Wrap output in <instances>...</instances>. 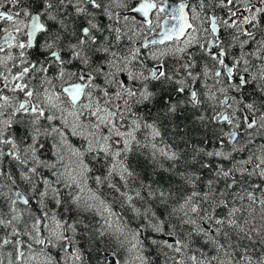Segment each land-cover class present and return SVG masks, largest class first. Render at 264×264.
<instances>
[{
    "label": "snow or ice",
    "instance_id": "6c2138e0",
    "mask_svg": "<svg viewBox=\"0 0 264 264\" xmlns=\"http://www.w3.org/2000/svg\"><path fill=\"white\" fill-rule=\"evenodd\" d=\"M35 2L0 0V8H4L5 4L12 6L11 9L0 11V25L11 26V30L0 26V53L5 54L0 57V68L4 69L0 71V157L10 156L22 165L20 179L29 185L24 190L9 188V215L6 218L0 213V228L8 229L4 236H0V250L12 245L15 250L14 264L81 262L83 257L80 250L71 247L73 240L66 234L69 229L75 233L76 225L67 224L57 218L55 213L50 215L48 211L49 202L57 207L62 205V188H66L76 190L69 195L77 209L94 212L103 221L96 229L97 239L112 237L129 255L125 261L115 258L109 260L108 264H148L140 238L144 226L136 230L129 229L110 204L100 199L95 192H91L88 199H84L81 194L87 188L86 174L90 171L83 160L85 154H93L97 159L101 155L111 157L113 161L103 179L96 177L97 184L118 176L127 187L129 179L136 175L127 163V156L133 151V145H139L137 133L141 129H148L151 140L155 141L161 137V131L155 122L145 121L141 124V118L136 116L127 123V117L133 114V105L154 103L158 96L163 99V96L149 87L155 83L160 86V93H163L165 86L172 85L173 91L187 94L186 99L175 103L171 98L164 101L162 112L165 117L176 114L184 105L198 108L207 103L213 108L215 114L211 121L221 125L217 133L221 150L207 152L208 157L232 161L234 152L250 151V155L246 159L234 161L227 169L217 167L215 177L218 179L207 180V190L201 192L197 188V182L201 180L199 175L177 170L181 154L169 150L167 146L160 148L152 143L153 158L159 153L172 161L171 169L165 171L173 172L192 191L177 198L170 187L166 189L156 181L153 182L157 184L156 187H153V183L141 182L140 188L131 194L122 191L116 183L110 182L109 187L119 194L136 216L142 215L147 221L146 227L155 233L175 238L178 236V226H189L187 241L175 238L159 242L162 248L171 251V256L168 252L164 255L172 264H264V252L254 257L250 254L254 249L242 243L247 240L253 245L257 242L264 244V224L257 227L253 223L257 204L260 217L264 220V187L261 184L252 185L261 191L259 199L254 192H247L246 197L241 194L232 196V206L226 199L238 183L237 174L249 178L256 176L264 182V143L258 148H249L256 137L264 139V33L261 30V19L264 18V6L261 5H264V0H259V5L254 4L253 0H189L188 3L181 0L178 5L169 4L168 0H134L132 3L129 0H107L109 5L133 14L123 16L105 7L104 0H40V7L33 10L31 6ZM82 5H90L107 15L112 23L106 27L110 33H115L116 44L125 36L131 41L132 37L139 38L145 31L152 30L150 13L153 11L158 18L160 14L166 13L164 18L169 24H157L161 28V32L156 33L159 39L145 37V43L130 47L127 54H121L112 50L113 45L108 36L101 40L96 35L103 29ZM69 6L75 7L77 16H92L87 19V26L70 30L67 20ZM216 8H227V16H217L214 11ZM137 14L143 19L138 20ZM121 24L128 28L131 35L124 31ZM222 30L227 33V37L221 35ZM209 35L211 39H207ZM157 45L165 47L159 48ZM193 47L203 50L215 62L213 67L209 69L205 65L202 73L192 71L196 63L189 54L188 62L170 74L166 58L179 60ZM33 48L39 49L43 55L42 60L32 61L28 58L26 51ZM12 49L19 50V63L15 62L17 57L11 54ZM142 49L145 51L142 52ZM230 49L237 51L231 52L232 61L229 63ZM9 61H13L12 67H8ZM148 61L153 63L150 65ZM74 62L80 65L76 71L69 68ZM105 65L108 71H105ZM53 68L54 74L50 72ZM181 69L186 72V76H180ZM101 75L105 87L96 83ZM201 75L204 78L202 84ZM118 76H126V79H118ZM208 80L214 82L209 85ZM129 81L133 86H129ZM197 84H201L203 92L194 87ZM249 85L256 93V98L252 100L244 94ZM6 90L13 95L5 94ZM21 94L22 99L19 98ZM240 113L243 115H238ZM24 117L28 118L26 128H31L25 138L30 135L31 143L25 147L22 159L16 138L7 135V131L12 128L14 118L22 122ZM198 119L203 122L205 117L201 115ZM42 121L48 124L44 132H41ZM56 121H59L58 125L54 123ZM51 134L60 137L61 146L56 147L57 162L64 161L62 148L65 146L78 161L76 167L68 164L64 165L63 171H53L55 180L44 178L38 171L41 167L50 170L57 168V163L48 164L37 155L38 137ZM69 135L80 138L86 146L82 150L73 147L68 143ZM226 141L232 145L231 151L223 150ZM5 147L9 151L5 152ZM193 152L199 155L203 149L198 151L193 145ZM120 157L124 159H118ZM195 158L193 156V160ZM248 166H251V170ZM202 167L207 168L209 165L205 163ZM0 178H6L12 186L17 185L11 172L0 171ZM220 179L225 181L224 190L214 187V183ZM38 183L43 185V190L38 189ZM3 187L0 184V196L5 195ZM142 192H146V196ZM217 193L220 196L218 200L215 199ZM37 194L39 199L36 203L40 214L31 211V204ZM137 199L158 200L164 206L167 218L161 219L152 211L151 206L142 213L134 203ZM173 199H177V204L171 206L169 211V201ZM237 199L241 201L239 206L235 204ZM245 199L250 202L247 208L243 205ZM18 203L29 208L27 219H24L23 212L17 210ZM206 204H212L211 211L204 207ZM219 208L226 212L218 216L216 209ZM245 211L248 218L238 216V213L243 214ZM173 217L178 224L169 226L168 221ZM89 227L84 225L85 229ZM166 228H169L167 232ZM193 236L202 237L205 245L212 246L215 254L208 255L199 249L196 250L199 256L191 253L189 241ZM151 242L158 243L155 239ZM52 249L64 253L63 261L52 255ZM102 255L107 258L109 254L105 252ZM111 255L115 257V253ZM97 259L100 260V255ZM9 264H13V261L10 260Z\"/></svg>",
    "mask_w": 264,
    "mask_h": 264
},
{
    "label": "trees",
    "instance_id": "16d2710c",
    "mask_svg": "<svg viewBox=\"0 0 264 264\" xmlns=\"http://www.w3.org/2000/svg\"><path fill=\"white\" fill-rule=\"evenodd\" d=\"M73 2H75V0H73ZM104 3H105V7H109L110 5L108 4L107 0H104ZM83 7H85L88 11V13H91L92 16L94 15L95 17V22L100 26L101 29H103L102 32H97L96 35L100 38L101 36V40L103 39L104 36H108L112 45H113V48L112 50L113 51H116V52H119L121 54H127V51L130 47H134V45L128 41V43H126V41H121L119 44L120 45H123L124 46V49H121L119 48V46H117L116 44V41H115V33H110L108 30H107V27L110 23H107L105 21V13L100 10V9H94L92 8L90 5H82ZM33 10L35 9H38L40 7V0H36V2L31 6ZM67 20L69 22V27H70V30L71 28L73 27H76L78 28V26H87V19H90L92 16H89V17H86V16H78L75 14V9H74V6H69L67 8ZM74 13V14H73ZM71 15V16H70ZM99 16V17H98ZM73 17V18H72ZM73 19V20H72ZM86 19V20H85ZM71 20V21H70ZM80 22V23H79ZM81 24V25H80ZM77 25V26H76ZM111 34V35H110ZM113 34V35H112ZM193 51H189L188 54H185L183 56V58L177 60V59H173L172 57H170V60L169 63L167 65V68L171 74V72L175 69H180V65L183 64V63H186L188 62V55L190 54L193 58V60L195 61L196 63V67L194 69H192V71L194 72H199V73H202L203 72V69L200 68V60L203 58V55L202 54H195V53H192ZM26 55L28 56V58L32 61H35L37 59H43V55L42 53L39 51L38 48H33V49H30L26 52ZM142 58V57H141ZM143 59V58H142ZM148 63L151 65V62L148 61ZM74 64L78 65V62H74ZM79 68V67H78ZM76 66H71L70 69L73 70V71H76L78 69ZM53 69H50V72L52 74H54V70L52 71ZM180 76H186V72L181 69L180 70ZM179 78V77H177ZM131 82V81H130ZM132 83V82H131ZM202 75H201V84H202ZM201 84H197L196 88H202ZM158 84H155V83H152V85H149L150 88H152L154 91H157L159 93L160 96H163V99H160L159 96L156 100V102L154 103H147V104H143V105H133V114H130L128 117H127V123H130L131 120L133 118H135V116H138L143 119L141 120L140 119V123L143 124L145 121L148 122V123H153L155 122L157 124V126L159 127L160 131H161V137H158L155 139V141L152 142V140L150 139L151 136H150V130H147V129H141L138 133H137V140H139V145H133V150L135 151H132L131 153L128 154L127 156V163L131 165L132 169L135 171L136 175L133 177V178H130L129 181H128V186L125 187L123 185V182H121L119 180V177L118 176H114L110 179V181H105L104 183L102 184H97L96 182V177H101L102 179L107 175L108 173V167L111 166V164L113 163L111 157H108V158H105L103 157V155H101V157L99 159L95 158L93 154H90L87 156L86 154L83 156V159L88 163V167L90 169L89 171V175H88V189L91 191L93 190L92 192H95L99 197L100 199L104 200V201H108L107 203L110 204L111 208H113L112 210L115 211L116 213L119 214V217L121 218V220L128 226L129 229H132V230H136L137 228H141V226H144L146 227V224H147V221H145V219L143 218V216H136L133 214L132 210L126 205V203H124L123 199L119 196L118 193L115 192V190L113 188H110L109 187V183H116L117 186L121 187V190L122 191H128L130 192V194L133 192V190H136V189H139L140 188V185H141V182L145 183V184H149V183H153L154 181L158 182L160 185H162L163 187H165L166 189L167 188H171V190L174 192V194H176L177 198H179L178 196L183 195V194H189L192 189L191 187L189 186H185L183 184V182L178 178V176L172 174L173 172L171 171H161V170H166V169H171L172 167V164L173 162L172 161H169L167 159H165L163 156L159 155V153L156 154V156L160 157H156L153 158V148H152V143H155L158 147H169L168 149L171 150V151H176L179 152L181 154V159L180 161L178 162V171L179 172H185V173H188V174H191V173H195L197 175H199L201 177V180L197 182V188L198 190H200L201 192L203 191H206L207 188H206V182L207 180L209 179H212L214 181H216L218 178L215 177V171H216V167H219V166H224L225 169L229 168L232 166V163L234 161H239L241 158L239 155H241L242 152H238V153H235L232 155V161H225V160H222L221 158L218 159V157H209L207 155H205V153L207 152H210V151H217V150H221V144L219 142V140L217 139V133L221 127V125L219 124H215L214 122L211 123V117L214 115V111H213V108L212 107H209V105H207V103H205L204 105H202L201 107H199L198 109L197 108H191V105H184L183 108H181L180 110H178V112L176 114H173V115H170L168 117H165L163 115V112H162V107H164V101L171 98L172 102L175 103L176 101L178 100H183V98L186 99V93L185 94H180L181 96H179V93L177 92H173L172 89H173V86L172 85H167L165 86L164 88V91L163 93H160V86ZM130 86V84H129ZM133 86V85H131ZM153 86V87H152ZM156 86V87H155ZM168 88V89H167ZM171 89V90H170ZM168 91V92H167ZM171 93V94H170ZM174 94V96L172 97V95ZM177 94V95H176ZM245 97L252 100V98L249 96V92H247L245 94ZM175 98V99H174ZM156 103V104H155ZM158 103V104H157ZM153 104V105H152ZM149 105V106H148ZM147 106V107H146ZM153 106V107H151ZM154 106L157 107L154 109ZM187 106V108H186ZM143 107V108H142ZM146 107V108H145ZM159 107V108H158ZM189 107V108H188ZM206 107V108H204ZM142 112H141V110ZM149 108V109H148ZM210 108V116H209V112L207 111L208 109ZM148 109V111L146 110ZM153 109V110H152ZM191 109V111H190ZM200 109V111H199ZM202 109V110H201ZM140 110V111H139ZM146 110V112H144ZM152 110V111H151ZM196 110V111H194ZM206 110V111H204ZM154 111V112H153ZM199 111V112H198ZM140 112V114H138ZM151 112V113H149ZM156 112V114H155ZM185 112H186V115H185ZM190 114H189V113ZM191 112L194 114H191ZM196 112V114H195ZM198 112V113H197ZM201 112V113H200ZM207 112V113H205ZM145 113V114H144ZM153 113V114H152ZM149 114V116H148ZM158 114V115H157ZM189 114V115H188ZM201 114L205 117V120L206 121H203L201 122L198 117L201 116ZM207 114V115H206ZM141 115V116H140ZM145 115V116H143ZM153 117H152V116ZM155 115V116H154ZM133 116V117H132ZM151 116V117H150ZM185 116V117H184ZM189 116V117H188ZM191 116V117H190ZM193 116V117H192ZM146 117H147V120H146ZM155 117V118H154ZM154 118V119H152ZM161 119V120H160ZM20 120L18 118H14V123H13V126L11 129H8V130H11V131H7V134L11 136H14L16 137V140H17V143H18V146L21 148H25L29 143H31V136L29 137V135L26 137V134L31 131V128L30 127H27L26 128V125L28 123V119L26 117H24L23 121L24 122H19ZM208 121V122H207ZM143 122V123H142ZM206 122V123H205ZM16 123V124H15ZM166 123V124H165ZM208 123V124H207ZM25 124V125H24ZM41 124H44L43 126H41V131L44 132L45 128L48 127L47 125V122L43 121L41 122ZM46 124V126H45ZM15 125V126H14ZM18 125V126H17ZM23 125V126H22ZM214 127H213V126ZM22 126V127H21ZM45 126V127H44ZM20 127V128H19ZM24 127V129H23ZM216 127V128H215ZM17 128V129H15ZM26 128V129H25ZM44 128V130H43ZM16 131H15V130ZM20 129V130H19ZM23 130V131H22ZM14 131V132H12ZM28 131V132H27ZM172 131V132H171ZM19 132V133H18ZM22 132V133H21ZM25 132V133H24ZM145 136H144V134ZM149 132V133H148ZM21 133V134H20ZM142 133V134H141ZM147 133V135H146ZM20 135V136H19ZM139 135V136H138ZM141 135V136H140ZM43 136V135H42ZM42 136H39V138L43 139V141L46 140V138L49 136L48 135H44L43 137ZM29 137V138H28ZM139 137H142L141 139ZM147 139H146V138ZM172 137V138H171ZM25 140H23V139ZM47 138V141L49 143H47V141L45 142H42L41 139H39L42 143V146L41 149L40 148H37V155L38 157L46 163H52L53 160L50 159V155L52 154V150L50 149V141L52 140V137L50 136L49 139L51 140H48ZM139 138V139H138ZM145 138V139H143ZM247 139V138H246ZM28 140V141H27ZM30 140V141H29ZM38 140V147L39 145H41L40 141ZM172 141V143L170 141ZM146 141V142H144ZM150 141V143H149ZM185 141H187V143H185ZM23 142V143H22ZM143 142V143H142ZM148 142V143H147ZM152 142V143H151ZM169 142V143H168ZM40 143V144H39ZM52 143V142H51ZM147 143V144H146ZM174 143V144H173ZM177 143V145H176ZM179 143V144H178ZM26 144V145H25ZM145 144V145H144ZM25 147H24V146ZM48 145V146H47ZM162 145V146H161ZM193 145L196 146L197 150L199 151L200 149H203V153L201 152L199 155H196L194 152H193ZM47 146V147H45ZM229 146V145H228ZM227 146V143L225 142V146L223 148L224 151H231L230 148H228ZM82 147V145L80 146ZM115 147H122V145H115ZM137 147V148H136ZM259 146H257V144H252V145H249V148H258ZM22 148V149H23ZM149 148V149H148ZM151 148V149H150ZM213 148V149H212ZM220 148V149H219ZM148 149V150H147ZM178 149H180L178 151ZM208 149V150H207ZM5 152H6V147H5ZM150 150V151H149ZM206 150V151H204ZM42 155H41V153ZM45 151V152H44ZM51 151V152H50ZM39 152V153H38ZM44 152V153H43ZM136 152V154H134ZM151 154H150V153ZM147 153V154H146ZM184 153V154H183ZM248 153H250V151H248ZM40 154V155H39ZM46 157V159H49V160H45L44 158V155ZM47 154V155H46ZM132 154V155H131ZM149 154H150V158L149 157ZM139 155V157L137 156ZM148 155V156H147ZM184 157H183V156ZM195 155V161L193 160V156ZM90 156V157H89ZM93 156V157H92ZM185 156H188V157H185ZM207 156V157H206ZM242 156V155H241ZM6 157H7V160H6ZM3 156V157H0V171H5V173H9L11 172V174L13 175V178L17 181V187L20 189V190H24V189H27L29 187V185H27L26 183H24V181L20 180V177L18 178V176H20V169L22 168V165H19L18 162L16 165V161L13 160L10 156H7L6 155ZM152 157V158H151ZM208 158V160H204L206 158ZM86 158V159H85ZM192 158V159H191ZM200 158V160H199ZM202 158V159H201ZM3 159V160H2ZM91 159V161H90ZM118 159H124V157H120ZM146 159V160H145ZM150 159L151 162H150ZM154 159V160H153ZM162 160V161H159ZM187 159L190 161L187 162ZM213 159H214V163H213ZM221 159V160H220ZM12 160V162H11ZM129 160V161H128ZM142 160V161H141ZM184 160V161H183ZM202 160V161H201ZM219 160V161H218ZM6 163H5V162ZM48 161V162H47ZM166 161V162H165ZM169 161V162H168ZM193 161V162H192ZM201 161V162H200ZM10 162V163H8ZM141 162V163H140ZM144 162V164H143ZM146 162V163H145ZM155 162V163H154ZM158 165H157V163ZM164 162V163H162ZM197 162V163H196ZM216 162V163H215ZM3 163V164H2ZM12 163V166H10ZM48 163V164H49ZM191 163V164H190ZM195 163V164H194ZM201 163V164H200ZM208 164L209 167L207 168H203L202 167V164ZM225 163V164H224ZM228 163V164H227ZM2 164V165H1ZM17 167L14 166V165ZM106 164V165H105ZM108 164V165H107ZM148 164V165H147ZM167 164V165H166ZM213 164V165H212ZM217 164V165H216ZM221 164V165H220ZM5 165V166H4ZM154 165L156 167H154ZM160 165V166H159ZM163 165V166H162ZM185 165V166H184ZM15 168H14V167ZM21 166V167H20ZM108 166V167H107ZM152 166V167H151ZM165 166V167H164ZM201 166V167H200ZM215 166V167H213ZM5 167V169H4ZM8 167V168H7ZM12 167V168H10ZM159 167V168H158ZM164 167V168H162ZM200 167V168H199ZM3 168V169H2ZM14 168V169H13ZM153 168V169H152ZM158 168V169H157ZM162 168V169H161ZM180 168L182 170H180ZM199 168V169H198ZM2 169V170H1ZM44 171H43V170ZM48 168H44V167H41V170L38 169L39 173L41 174V176H44L43 174H46L48 175L47 173L50 172V169L47 171ZM94 169V170H93ZM11 170V171H10ZM19 170V171H18ZM153 170V171H152ZM156 170V171H155ZM186 170V171H185ZM190 170V171H189ZM200 170V171H199ZM14 171V172H13ZM43 171V173L41 172ZM155 171V172H154ZM159 171V173L157 172ZM161 171V172H160ZM205 173H204V172ZM13 172V173H12ZM46 172V173H45ZM162 172H164V175L162 174ZM171 172V173H170ZM154 175H153V174ZM157 173V175H156ZM161 173V175H159ZM16 174V175H15ZM147 174V176H146ZM149 174V175H148ZM171 174V175H170ZM51 175V174H50ZM93 175V176H92ZM154 177H152V176ZM156 175V176H155ZM202 175V176H201ZM15 176V177H14ZM158 176V178H156ZM160 176V178H159ZM174 176V177H173ZM17 177V178H16ZM162 177V178H161ZM214 179H213V178ZM39 178V177H38ZM45 178L49 179L48 176ZM178 178V180H177ZM217 178V179H216ZM3 179V178H2ZM0 179L2 183L0 184H4V197L3 196H0V213L2 212L4 214V216L7 218L8 215H9V212H10V197H11V193L9 192V188L12 187L13 190L16 189V186H12L11 185V182L10 181H7L6 179L2 180ZM37 179V178H36ZM51 179V178H50ZM94 181H93V180ZM156 179V180H154ZM236 179L238 181L237 185L234 186V189L233 190H230V195L226 197V199L228 200V203L230 206H232L233 204V200H232V196H236L237 194H241V195H245L246 197V194L247 192H254V195L257 197V199H259L261 197V191L259 190H256L252 187V185L254 184H261L262 187H264L262 181H260L256 176H253L251 178L249 177H241L239 176V174L236 175ZM39 180V179H37ZM144 180V181H143ZM161 180V181H160ZM171 180V181H170ZM223 179H220L217 183H214V187L215 188H219L220 190H224V187H225V181H222ZM249 180V181H247ZM6 181V182H4ZM141 181V182H140ZM148 181V183L146 182ZM251 181V182H250ZM258 181V182H257ZM91 182V183H90ZM230 182V180L228 181ZM244 182V183H243ZM93 183V184H92ZM182 183V184H181ZM217 184V185H216ZM138 185V186H137ZM157 184L153 183V187H156ZM9 187V188H7ZM38 189L40 190H43V186L42 184H38L37 185ZM41 187V188H40ZM123 187V188H122ZM7 188V189H6ZM247 190H246V189ZM180 189V190H179ZM190 189V190H189ZM113 190V191H112ZM182 190V191H181ZM185 190V191H183ZM189 190V191H187ZM76 190H70V189H66V188H63L62 190V196H61V199L63 201L62 205L60 207H57L55 206V204L53 202H49L48 203V211H49V214L51 215V213H55L57 214L56 216H58L59 214V219H61L62 221H66L68 222V224H75L76 225V232L75 233H72L71 229H69L70 231V234L71 236L70 237H73L72 240L73 242L75 243V246L77 249L80 250L81 254H82V261L79 262L80 264H108V259L105 258L103 255H102V252L105 253L107 252L108 254H112V253H115V258H119L121 260V255L123 254L124 252V249H121L119 247V243L112 237H108V236H105V237H102V238H99L97 239V234H96V229L100 227V224L103 222L101 221L100 217L98 215H96L95 213L89 212H85L83 211L82 209H76V207L72 204L71 202V199H70V195L69 193L70 192H75ZM111 193H110V192ZM187 191V192H186ZM7 192V193H6ZM10 193V195H9ZM144 193V194H143ZM234 193V194H233ZM113 194V195H112ZM67 195V196H66ZM108 197H107V196ZM110 195V196H109ZM118 195V196H117ZM142 195H145L146 196V192H142ZM10 196V197H9ZM106 196V197H105ZM102 197V198H101ZM6 198V199H5ZM107 198V199H106ZM220 199V196L219 194L217 193V195L215 196V199L218 200ZM4 199V200H3ZM9 199V200H8ZM39 197H38V194L34 197V200L31 204V211L33 213H37V214H40L39 213V205L36 203V200H38ZM109 199V200H108ZM70 200V202L68 201ZM112 201V202H110ZM120 201V202H119ZM173 201V202H172ZM9 202V203H8ZM65 202V203H64ZM122 202V203H121ZM138 202V203H137ZM150 202V203H149ZM152 202V203H151ZM236 203V206H239L241 204V201H239L238 199L235 201ZM51 203V204H50ZM67 203V204H66ZM114 203V204H113ZM134 203L136 204V207H139L141 208V212L143 213V210L147 207H149V205L151 206L152 208V211L154 212L155 210V213L158 214L157 216L161 217V219H166L167 218V212L165 211V208L163 205H161L159 203L158 200L156 201H140L139 199L135 200ZM145 203V204H143ZM125 204V205H124ZM140 204V206L138 205ZM177 204V199H173V200H170L169 202V211L171 209V206H175ZM250 204V202L245 199L243 201V205L245 206V208L248 207V205ZM73 205V206H71ZM160 205V206H159ZM7 206L9 209H7ZM18 206V205H16ZM119 206V207H118ZM121 206V207H120ZM127 206V207H126ZM145 206V207H144ZM26 207V208H25ZM50 207V208H49ZM62 207V208H61ZM117 207V208H116ZM160 207V208H159ZM204 207L208 208L209 211H211L212 209V204H206L204 205ZM6 208V210H5ZM33 208V209H32ZM56 208V209H55ZM74 208V209H72ZM126 208V209H125ZM155 208V209H154ZM256 208V212H255V219L253 220V223L259 227L261 224H264V220L261 219L260 217V207L259 205L257 204L255 206ZM22 209H24V219L26 218L27 219V213L29 208L27 206H24ZM54 209V210H53ZM62 211H61V210ZM123 209V210H122ZM159 209V210H158ZM9 210V211H8ZM26 210V211H25ZM127 210H130V211H127ZM158 210V211H157ZM8 213H6V212ZM30 211V210H29ZM67 211V212H66ZM82 211V212H81ZM26 212V213H25ZM51 212V213H50ZM66 212V213H64ZM128 212V214H126ZM226 212V210L222 209V208H219V209H216V214L218 216L220 215H223L224 213ZM7 216H6V214ZM93 213V214H92ZM125 213V214H124ZM162 213V214H161ZM222 213V214H221ZM26 214V215H25ZM66 214L65 218L62 217V215ZM83 214V215H82ZM95 214V216H94ZM87 215V216H86ZM151 215V214H149ZM242 215L243 218H248V213L247 211H245L243 214H239L238 213V216ZM97 216V217H96ZM131 216V217H130ZM62 217V218H61ZM71 217V218H70ZM93 217V218H92ZM137 217V218H136ZM141 217V219H140ZM134 220H132V219ZM65 219V220H64ZM89 219V220H88ZM137 219V220H136ZM88 220V221H87ZM171 220L173 222H171ZM168 221V223L170 222L169 226L173 223V224H178V222L176 221L175 218L171 219ZM87 221V222H86ZM94 221V222H93ZM176 221V222H175ZM71 222V223H70ZM77 224H76V223ZM80 222V224H79ZM98 222V224H97ZM134 222V223H133ZM87 225H90L89 228L85 229L84 228V225L85 224ZM129 225H132V226H129ZM97 226V227H96ZM99 226V227H98ZM132 227V228H131ZM143 227V228H144ZM141 228V240L143 241V247H144V252L143 254L147 257V260H148V264H172L171 260L170 259H166L164 253L165 252H168L169 253V256L172 255L171 251L166 249V248H162L160 243L162 240H172V239H175V238H180V239H185L187 241V231L189 229V226H184V227H177L176 231L178 233V236L175 237V238H172V237H169L168 235L166 234H158V233H155L153 232L150 228L146 227V229L144 228ZM148 229V230H147ZM169 228H166L165 231L167 232ZM8 231V229H6ZM4 231L3 228H0V236L3 234L5 235L7 231ZM152 231V232H151ZM3 232V233H2ZM77 233V234H76ZM160 235V236H159ZM107 237V239H106ZM105 238V239H104ZM23 239V238H22ZM25 239V238H24ZM151 239V240H150ZM155 239V240H159L157 244H153L151 241ZM115 240V241H113ZM196 240V241H195ZM76 241V242H75ZM107 241V242H106ZM116 242L118 244H116ZM190 243V249H191V253L193 254H196L199 256V252H197L196 250L199 249L200 251L202 252H205L207 253L208 255H214L215 253L212 251V246L211 245H205L204 243V240L202 237H195L193 236L191 241H189ZM243 245L249 247L250 249H254L253 252H251L250 254L254 255V257H259L262 252H264V244H260L259 242L255 243L254 245L252 243H250L249 241L247 240H244L243 242ZM109 244V246H108ZM11 247L9 248V245L8 247L6 246L3 250H0L1 253L2 252H5V251H8L10 253V255L14 258V255H15V250L13 248L12 245H10ZM81 246V247H80ZM117 247H119V249H117ZM7 248H9L7 250ZM89 248V249H88ZM94 248V249H93ZM113 248V250H112ZM93 249V251H92ZM104 249V250H103ZM109 249V250H108ZM11 250V251H10ZM110 251V252H109ZM116 251V252H115ZM162 251V252H161ZM13 252V253H12ZM89 252V253H88ZM92 252V253H91ZM8 253V254H9ZM122 253V254H121ZM94 254V255H93ZM52 255L54 257H60L61 261H63V252L61 251H58L57 249H52ZM88 255V256H87ZM97 255H100V260L97 259ZM161 255V256H160ZM87 256V258H86ZM90 259H89V258ZM108 257V256H107ZM0 264H4L3 262H0Z\"/></svg>",
    "mask_w": 264,
    "mask_h": 264
},
{
    "label": "bare ground",
    "instance_id": "6f19581e",
    "mask_svg": "<svg viewBox=\"0 0 264 264\" xmlns=\"http://www.w3.org/2000/svg\"><path fill=\"white\" fill-rule=\"evenodd\" d=\"M112 7H113V6H109L110 9H111ZM74 9H75V7H74ZM118 9H119V7H117L113 12L115 13ZM87 11H88V10H87ZM73 14H74V13H73ZM70 16H71V15H70ZM93 16H94V15H93ZM98 17H99V16H98ZM72 18H73V17H72ZM78 18H79V16H78ZM91 18H92V17H91ZM72 20H73V19H72ZM85 20H86V19H85ZM70 21H71V20H70ZM79 23H80V22H79ZM86 23H87V21H86ZM80 25H81V24H80ZM1 26H3V25H1ZM76 26H77V25H76ZM78 27H79V26H78ZM110 35H111V34H110ZM112 35H113V34H112ZM100 38H101V36H100ZM117 46H118V45H117ZM119 48H120V47H119ZM15 55H16V57H17V60H16V61H18V60H19V59H18V57H19V52H16ZM41 60H42V59H41ZM169 61H171V60L168 59L166 63L168 64ZM9 62H10V61H9ZM11 66H12V65H11ZM0 69H1V68H0ZM14 70H15V69H14ZM108 70H109V69L107 68V65H105V71H108ZM101 79H102L103 85L106 86L105 83H104V77H103L102 75H101ZM150 85H152V84H150ZM130 86H131V84H130ZM157 86H158V85H157ZM152 87H153V86H152ZM155 87H156V86H155ZM167 89H168V88H167ZM170 90H171V89H170ZM172 91H173V90H172ZM167 92H168V91H167ZM173 92H174V91H173ZM249 92H250V91H249ZM170 94H171V93H170ZM176 95H177V94H176ZM181 95H182V94H181ZM181 95L179 94V96H181ZM173 96H174V94L172 95V97H173ZM20 97H21V99L23 98V97H22V94L20 95ZM185 97H186V96H185ZM255 97H256V96H255ZM174 99H175V98H174ZM183 99H185V98H183ZM181 100H182V99H181ZM155 104H156V103H155ZM157 104H158V103H157ZM142 105H143V104H142ZM152 105H153V104H152ZM203 105H204V104H203ZM207 105H208V104H207ZM148 106H149V105H148ZM146 107H147V106H146ZM146 107H145V108H146ZM151 107H153V106H151ZM209 107H210V106H209ZM142 108H143V107H142ZM155 108H157V107L154 106V109H155ZM158 108H159V107H158ZM162 108H163V107H162ZM182 108H183V107H182ZM186 108H187V106H186ZM188 108H189V107H188ZM191 108H192V107H191ZM198 108H199V107H198ZM198 108H197V109H198ZM204 108H206V107H204ZM148 109H149V108H148ZM148 109H146V110L148 111ZM140 110H141V108H140ZM140 110H139V111H140ZM146 110H145L144 112H146ZM152 110H153V109H152ZM152 110H151V111H152ZM201 110H202V109H201ZM209 110H210V108L207 110V111L209 112V116H210V114H211L212 112L210 113ZM190 111H191V109H190ZM194 111H196V110H194ZM199 111H200V109H199ZM199 111H198V112H199ZM204 111H206V110H204ZM141 112H142V110H141ZM153 112H154V111H153ZM198 112H197V113H198ZM133 113H134V112H133ZM146 113H147V112H146ZM149 113H151V112H149ZM188 113H189V112H188ZM200 113H201V112H200ZM205 113H207V112H205ZM138 114H140V112H139ZM144 114H145V113H144ZM152 114H153V113H152ZM155 114H156V112H155ZM189 114H190V113H189ZM189 114H188V115H189ZM191 114H193V113L191 112ZM195 114H196V112H195ZM212 114H213V113H212ZM212 114H211V115H212ZM157 115H158V114H157ZM185 115H186V112H185ZM201 115H202V114H201ZM206 115H207V114H206ZM138 116H139V115H138ZM140 116H141V115H140ZM143 116H145V115H143ZM148 116H149V114H148ZM151 116H152V115H151ZM151 116H150V117H151ZM154 116H155V115H154ZM193 116H194V114H193ZM193 116H192V117H193ZM132 117H133V116H132ZM135 117H136V116H135ZM152 117H153V116H152ZM184 117H185V116H184ZM188 117H189V116H188ZM190 117H191V116H190ZM205 117H206V116H205ZM154 118H155V117H154ZM154 118H152V119H154ZM15 119H16V118H15ZM18 119H19V118H18ZM23 119H24V118H23ZM27 119H28V118H27ZM206 119H207V117H206ZM19 120H20V119H19ZM141 120H143V119H141ZM146 120H147V117H146ZM160 120H161V119H160ZM204 121H206V120H204ZM19 122H20V121H19ZM22 122H24V121H22ZM207 122H208V121H207ZM43 123H44V121H43ZM142 123H143V122H142ZM205 123H206V122H205ZM211 123H212V121H211ZM15 124H16V123H15ZM165 124H166V123H165ZM207 124H208V123H207ZM24 125H25V124H24ZM43 125H44V124H42V126H43ZM47 125H48V124H47ZM216 125H217V124H216ZM14 126H15V125H14ZM17 126H18V125H17ZM22 126H23V125H22ZM22 126H21V127H22ZM45 126H46V124H45ZM45 126H44V127H45ZM212 126H213V125H212ZM213 127H214V126H213ZM19 128H20V127H19ZM41 128H42V127H41ZM215 128H216V127H215ZM10 129H11V128H10ZM15 129H17V128H15ZM15 129H14V130H15ZM23 129H24V127H23ZM25 129H26V128H25ZM19 130H20V129H19ZM43 130H44V128H43ZM147 130H148V129H147ZM9 131H11V130H8V132H9ZM15 131H16V130H15ZM22 131H23V130H22ZM12 132H14V131H12ZM27 132H28V131H27ZM29 132H30V131H29ZM41 132H42V131H41ZM171 132H172V131H171ZM18 133H19V132H18ZM21 133H22V132H21ZM21 133H20V134H21ZM24 133H25V132H24ZM142 133H143V132H142ZM142 133H141V134H142ZM144 133H145V132H144ZM144 133H143V134H144ZM148 133H149V132H148ZM7 135H8V134H7ZM10 135H11V134H10ZM146 135H147V133H146ZM19 136H20V135H19ZM41 136H42V135H41ZM43 136H44V135H43ZM43 136H42V137H43ZM48 136H49V135H48ZM138 136H139V135H138ZM140 136H141V135H140ZM144 136H145V134H144ZM29 137H30V135H29ZM29 137H28V138H29ZM15 138H16V137H15ZM47 138H48V137H47ZM47 138H46L45 141H47ZM49 138H50V136H49ZM49 138H48V140H51V139H49ZM139 138L141 139L142 137H139ZM139 138H138V139H139ZM145 138H146V137H145ZM145 138H143V139H145ZM171 138H172V137H171ZM22 139H23V138H22ZM39 139H41V138H39ZM39 139H38V140H39ZM54 139H55V138H54ZM146 139H147V138H146ZM150 139H151V138H150ZM23 140H25V139H23ZM41 140H42V142H45V141H43V139H41ZM27 141H28V140H27ZM29 141H30V140H29ZM39 141H40V140H39ZM54 141H55V140H54ZM54 141L52 140V142H54ZM138 141H139V140H138ZM169 141H170V140H169ZM139 142H140V141H139ZM144 142H146V141H144ZM152 142H153V141H152ZM152 142H151V143H152ZM170 142L172 143V141H170ZM22 143H23V142H22ZM40 143H41V141H40ZM40 143H39V144H40ZM47 143H49V142L47 141ZM50 143H51V141H50ZM142 143H143V142H142ZM147 143H148V142H147ZM147 143H146V144H147ZM149 143H150V141H149ZM168 143H169V142H168ZM29 144H30V143H29ZM173 144H174V143H173ZM178 144H179V143H178ZM25 145H26V144H25ZM41 145H42V143H41ZM76 145H77V146H81V145H78V144H76ZM144 145H145V144H144ZM176 145H177V143H176ZM23 146H24V145H23ZM42 146H44V145H42ZM47 146H48V145H47ZM47 146H45V147H47ZM114 146H115V145H114ZM161 146H162V145H161ZM24 147H25V146H24ZM50 147H51V146H50ZM55 147H56V146H55ZM6 148H8V147H6ZM19 148H20V147H19ZM38 148H39V147H38ZM77 148H78V147H77ZM80 148H82V147H80ZM136 148H137V147H136ZM160 148H161V147H160ZM163 148H164V147H163ZM168 148H169V147H168ZM4 149H5V148H4ZM55 149H56V148H55ZM148 149H149V148H148ZM148 149H147V150H148ZM150 149H151V148H150ZM212 149H213V148H212ZM219 149H220V148H219ZM81 150H82V149H81ZM179 150H180V149H178V151H179ZM207 150H208V149H207ZM133 151H135V150H133ZM149 151H150V150H149ZM176 151H177V150H176ZM204 151H206V150H204ZM39 152H40V151H39ZM39 152H38V153H39ZM41 152H42V151H41ZM41 152H40V153H41ZM44 152H45V151H44ZM44 152H43V153H44ZM50 152H51V151H50ZM206 152H207V151H206ZM149 153H150V152H149ZM151 153H152V152H151ZM151 153H150V154H151ZM202 153H203V152H202ZM204 153H205V152H204ZM204 153H203V154H204ZM134 154H136V152H135ZM146 154H147V153H146ZM150 154H149V157H148V158H150ZM183 154H184V153H183ZM195 154H196V153H195ZM39 155H40V154H39ZM41 155H42V153H41ZM43 155H44V154H43ZM46 155H47V154H46ZM55 155H56V154H55ZM86 155H87V154H86ZM88 155H89V154H88ZM88 155H87V156H88ZM131 155H132V154H131ZM205 155H206V153H205ZM137 156L139 157V155H137ZM147 156H148V155H147ZM182 156H183V155H182ZM194 156H195V155H194ZM199 156H200V155H199ZM5 157H6V156H5ZM84 157H85V156H84ZM89 157H90V156H89ZM92 157H93V156H92ZM156 157H158V156H156ZM183 157H184V156H183ZM185 157H188V156H185ZM206 157H207V156H206ZM206 157H205V158H206ZM44 158H45V160H49V159H46L45 155H44ZM54 158H56V157L54 156ZM151 158H152V157H151ZM158 158H160V157H158ZM208 158H209V157H208ZM208 158H206V159H204V160L206 161V160H208ZM22 159H23V158H22ZM56 159H57V158H56ZM85 159H86V158H85ZM191 159H192V158H191ZM201 159H202V158H201ZM218 159H219V158H218ZM2 160H3V159H2ZM6 160H7V157H6ZM41 160H42V158H41ZM145 160H146V159H145ZM151 160H152V159H150V162H151ZM153 160H154V159H153ZM189 160H190V159H189ZM189 160L187 159V162H188ZM195 160H196V159H195ZM195 160H194V161H195ZM199 160H200V158H199ZM220 160H221V159H220ZM90 161H91V159H90ZM128 161H129V160H128ZM141 161H142V160H141ZM159 161H162V160L159 159ZM183 161H184V160H183ZM190 161H191V160H190ZM190 161H189V162H190ZM201 161H202V160H201ZM201 161H200V162H201ZM218 161H219V160H218ZM4 162H5V161H4ZM11 162H12V160H11ZM45 162H46V161H45ZM47 162H48V161H47ZM55 162H57V161H55ZM165 162H166V161H165ZM168 162H169V161H168ZM192 162H193V161H192ZM5 163H6V162H5ZM8 163H10V162H8ZM12 163H13V162H12ZM12 163H11L10 166H12ZM48 163H49V162H48ZM86 163H87V162H86ZM140 163H141V162H140ZM145 163H146V162H145ZM154 163H155V162H154ZM156 163H157V162H156ZM162 163H164V162H162ZM196 163H197V162H196ZM213 163H214V159H213ZM215 163H216V162H215ZM2 164H3V163H2ZM2 164H1V165H2ZM15 164L18 165L17 162H16ZM49 164H50V163H49ZM87 164H88V163H87ZM143 164H144V162H143ZM190 164H191V163H190ZM194 164H195V163H194ZM200 164H201V163H200ZM224 164H225V163H224ZM227 164H228V163H227ZM13 165H14V164H13ZM58 165H59V164H58ZM105 165H106V164H105ZM107 165H108V164H107ZM147 165H148V164H147ZM157 165H158V163H157ZM166 165H167V164H166ZM212 165H213V164H212ZM216 165H217V164H216ZM220 165H221V164H220ZM4 166H5V165H4ZM14 166H15V165H14ZM14 166H13V167H14ZM159 166H160V165H159ZM162 166H163V165H162ZM184 166H185V165H184ZM15 167H16V166H15ZM15 167H14V168H15ZM20 167H21V166H20ZM89 167H91V166H89ZM107 167H108V166H107ZM151 167H152V166H151ZM154 167H156V166L154 165ZM164 167H165V166H164ZM164 167H162V168H164ZM200 167H201V166H200ZM200 167H199V168H200ZM213 167H215V166H213ZM223 167H224V166H223ZM7 168H8V167H7ZM10 168H12V167H10ZM14 168H13V169H14ZM158 168H159V167H158ZM158 168H157V169H158ZM162 168H161V169H162ZM199 168H198V169H199ZM216 168H217V167H216ZM2 169H3V168H2ZM2 169H1V170H2ZM4 169H5V167H4ZM16 169H17V167H16ZM39 169L41 170V168H39ZM58 169H59V168H58ZM108 169H109V167H108ZM152 169H153V168H152ZM42 170H43V169H42ZM48 170H49V169H47V171H48ZM51 170H53V169H51ZM93 170H94V169H93ZM180 170H182V169L180 168ZM10 171H11V170H10ZM18 171H19V170H18ZM43 171H44V170H43ZM43 171H41V172L43 173ZM152 171H153V170H152ZM155 171H156V170H155ZM155 171H154V172H155ZM161 171H165V170H161ZM161 171H160V172H161ZM185 171H186V170H185ZM189 171H190V170H189ZM199 171H200V170H199ZM4 172H5V171H4ZM13 172H14V171H13ZM13 172H12V173H13ZM52 172H53V171H52ZM52 172H51V173H52ZM157 172L159 173V171H157ZM165 172H166V171H165ZM203 172H204V171H203ZM45 173H46V172H45ZM51 173H47L48 175L43 174V175H44L43 177L45 178V176H46V177L48 176L49 179L51 178L50 180H52V178H53V180H54L55 177L52 176ZM170 173H171V172H170ZM204 173H205V172H204ZM50 174H51V175H50ZM152 174H153V173H152ZM162 174L164 175V172H162ZM172 174H173V173H172ZM15 175H16V174H15ZM88 175H89V174H88ZM148 175H149V174H148ZM153 175H154V174H153ZM156 175H157V173H156ZM156 175H155V176H156ZM159 175H161V173H160ZM170 175H171V174H170ZM92 176H93V175H92ZM146 176H147V174H146ZM151 176H152V175H151ZM201 176H202V175H201ZM14 177H15V176H14ZM17 177L19 178L20 176L17 175ZM17 177H16V178H17ZM86 177H87V176H86ZM147 177H148V176H147ZM152 177H154V176H152ZM173 177H174V176H173ZM156 178H158V176H157ZM159 178H160V176H159ZM161 178H162V177H161ZM212 178H213V177H212ZM0 179H2V178H0ZM3 179L5 180L6 178H3ZM3 179H2V180H3ZM37 179H39V178L37 177ZM88 179H89V178H88ZM213 179H214V178H213ZM216 179H217V178H216ZM20 180H21V179H20ZM92 180H93V179H92ZM154 180H156V179H154ZM177 180H178V178H177ZM0 181H1V180H0ZM93 181H94V180H93ZM143 181H144V180H143ZM160 181H161V180H160ZM170 181H171V180H170ZM222 181H224V180H222ZM247 181H249V180H247ZM4 182H6V181H4ZM108 182H109V181H108ZM140 182H141V181H140ZM146 182L148 183V181H146ZM250 182H251V181H250ZM257 182H258V181H257ZM0 183H2V182H0ZM90 183H91V182H90ZM243 183H244V182H243ZM38 184H39V183H38ZM92 184H93V183H92ZM181 184H182V183H181ZM3 185H4V184H3ZM216 185H217V184H216ZM42 186H43V185H42ZM137 186H138V185H137ZM16 187H17V186H16ZM3 188H4V187H3ZM7 188H9V187H7ZM7 188H6V189H7ZM40 188H41V187H40ZM122 188H123V187H122ZM89 189H90V188H89ZM245 189H246V188H245ZM3 190H4V189H3ZM40 190H41V189H40ZM62 190H63V188H62ZM93 190H94V189H93ZM93 190H91V192H92ZM179 190H180V189H179ZM189 190H190V189H189ZM189 190H187V191H189ZM246 190H247V189H246ZM112 191H113V190H112ZM181 191H182V190H181ZM183 191H185V190H183ZM187 191H186V192H187ZM4 192H5V191H4ZM109 192H110V191H109ZM6 193H7V192H6ZM110 193H111V192H110ZM62 194H63V193H62ZM143 194H144V193H143ZM233 194H234V193H233ZM9 195H10V193H9ZM112 195H113V194H112ZM180 195H181V194H180ZM66 196H67V195H66ZM106 196H107V195H106ZM106 196H105V197H106ZM109 196H110V195H109ZM117 196H118V195H117ZM3 197H4V196H3ZM9 197H10V196H9ZM38 197H39V196H38ZM107 197H108V196H107ZM178 197H179V196H178ZM101 198H102V197H101ZM5 199H6V198H5ZM9 199H10V198H9ZM9 199H8V200H9ZM106 199H107V198H106ZM217 199H218V198H217ZM3 200H4V199H3ZM33 200H34V199H33ZM108 200H109V199H108ZM0 201H1V200H0ZM68 201L70 202V200H68ZM140 201H141V200H140ZM105 202H108V201H105ZM110 202H112V201H110ZM119 202H120V201H119ZM169 202H170V201H169ZM172 202H173V201H172ZM8 203H9V202H8ZM64 203H65V202H64ZM70 203H71V202H70ZM121 203H122V202H121ZM137 203H138V202H137ZM149 203H150V202H149ZM151 203H152V202H151ZM235 203H236V202H235ZM50 204H51V203H50ZM66 204H67V203H66ZM113 204H114V203H113ZM143 204H145V203H143ZM124 205H125V204H124ZM126 205H127V204H126ZM135 205H136V204H135ZM137 205H138V204H137ZM48 206H49V205H48ZM55 206H56V205H55ZM71 206H73V205H71ZM138 206H140V204H139ZM149 206H150V205H149ZM159 206H160V205H159ZM16 207H17V206H16ZM20 207H21V206H20ZM59 207H60V206H59ZM73 207H74V206H73ZM118 207H119V206H118ZM120 207H121V206H120ZM126 207H127V206H126ZM144 207H145V206H144ZM18 208H19V207H18ZM18 208H17V209H18ZM21 208H22V207H21ZM25 208H26V207H25ZM49 208H50V207H49ZM61 208H62V207H61ZM116 208H117V207H116ZM159 208H160V207H159ZM7 209H9L8 206H7ZM32 209H33V208H32ZM55 209H56V208H55ZM72 209H74V208H72ZM76 209H77V208H76ZM112 209H113V208H112ZM125 209H126V208H125ZM140 209H141V208H140ZM154 209H155V208H154ZM5 210H6V208H5ZM18 210H19V209H18ZM20 210H21V209H20ZM53 210H54V209H53ZM60 210H61V209H60ZM74 210H75V209H74ZM78 210H79V209H78ZM122 210H123V209H122ZM158 210H159V209H158ZM158 210H157V211H158ZM8 211H9V210H8ZM25 211H26V210H25ZM61 211H62V210H61ZM79 211H80V210H79ZM127 211H130V210H127ZM5 212H6V211H5ZM23 212H24V209H23ZM66 212H67V211H66ZM66 212H64V213H66ZM81 212H82V211H81ZM154 212H155V210H154ZM1 213H2V212H1ZM6 213H8V212H6ZM6 213H5V214H6ZM25 213H26V212H25ZM27 213H29V210H28ZM50 213H51V212H50ZM36 214H37V213H36ZM51 214H53V213H51ZM88 214H89V212H88ZM90 214H91V212H90ZM92 214H93V213H92ZM124 214H125V213H124ZM126 214H128V212H127ZM133 214H134V213H133ZM150 214H151V213H150ZM161 214H162V213H161ZM221 214H222V213H221ZM25 215H26V214H25ZM56 215H57V214H56ZM59 215H60V214H59ZM59 215H58L57 217H59ZM61 215H62V214H61ZM65 215H66V214H65ZM65 215L63 214L62 217L65 216ZM82 215H83V214H82ZM134 215H135V214H134ZM156 215H158V214H156ZM6 216H7V214H6ZM86 216H87V215H86ZM94 216H95V214H94ZM27 217H28V214H27ZM62 217H61V218H62ZM96 217H97V216H96ZM130 217H131V216H130ZM59 218H60V217H59ZM63 218H65V217H63ZM70 218H71V217H70ZM92 218H93V217H92ZM136 218H137V217H136ZM173 218H174V217H173ZM173 218H172V219H173ZM25 219H26V218H25ZM65 219H67V218H65ZM65 219H64V220H65ZM131 219H132V218H131ZM140 219H141V217H140ZM88 220H89V219H88ZM88 220H87V221H88ZM132 220H134V219H132ZM136 220H137V219H136ZM141 220H142V219H141ZM66 221H67V220H66ZM87 221H86V222H87ZM101 221H102V220H101ZM145 221H146V220H145ZM93 222H94V221H93ZM171 222H173V221L171 220ZM175 222H176V221H175ZM70 223H71V222H70ZM75 223H76V222H75ZM133 223H134V222H133ZM73 224H74V223H73ZM76 224H77V223H76ZM79 224H80V222H79ZM84 224H85V223H84ZM97 224H98V222H97ZM169 224H170V222H169ZM172 224H173V223H172ZM146 225H147V224H146ZM129 226H132V225H129ZM96 227H97V226H96ZM98 227H99V226H98ZM127 227H128V226H127ZM131 228H132V227H131ZM144 228L146 229V227H144ZM144 228H143V230H144ZM97 229H98V228H97ZM187 229H189V228H187ZM5 230H6V229H4V231H5ZM147 230H148V229H147ZM168 230H169V229H168ZM6 231H7V230H6ZM71 232H72V231H71ZM151 232H152V231H151ZM2 233H3V232H2ZM72 233H73V232H72ZM66 234H67L69 237L71 236V234H70L69 231H68ZM76 234H77V233H76ZM96 234H97V233H96ZM1 236H2V235H1ZM3 236H4V234H3ZM159 236H160V235H159ZM108 237H109V236H108ZM22 238H23V239H24V238L27 239V237H22ZM71 238H73V237H71ZM104 239H105V238H104ZM106 239H107V237H106ZM150 240H151V239H150ZM113 241H115V240H113ZM158 241H159V240H158ZM195 241H196V240H195ZM75 242H76V241H75ZM106 242H107V241H106ZM116 244H118V243L116 242ZM118 245H119V244H118ZM108 246H109V244H108ZM7 247H8V246H7ZM10 247H11V246L9 245V248H10ZM80 247H81V246H80ZM9 248H7V250H8ZM143 248H144V247H143ZM88 249H89V248H88ZM93 249H94V248H93ZM93 249H92V251H93ZM117 249H119V247H117ZM2 250H3V249H2ZM103 250H104V249H103ZM108 250H109V249H108ZM112 250H113V248H112ZM10 251H11V250H10ZM125 251H126V250H125ZM14 252H15V251H14ZM60 252H61V251H60ZM109 252H110V251H109ZM115 252H116V251H115ZM161 252H162V251H161ZM0 253H1V251H0ZM3 253H5V252H3ZM7 253H9V252H7ZM7 253H6V254H7ZM12 253H13V252H12ZM88 253H89V252H88ZM91 253H92V252H91ZM123 253H124V252H123ZM9 254H10V253H9ZM102 254H103V252H102ZM121 254H122V253H121ZM7 255H8V254H7ZM93 255H94V254H93ZM125 255H126V254H125ZM87 256H88V255H87ZM87 256H86V258H87ZM97 256H98V255H97ZM160 256H161V255H160ZM0 257H1V256H0ZM4 257H5V255H4ZM7 257H10V256H7ZM5 258H6V257H5ZM14 258H15V255H14ZM88 258H89V257H88ZM10 259H11V258H10ZM89 259H90V258H89Z\"/></svg>",
    "mask_w": 264,
    "mask_h": 264
},
{
    "label": "rangeland",
    "instance_id": "374dc122",
    "mask_svg": "<svg viewBox=\"0 0 264 264\" xmlns=\"http://www.w3.org/2000/svg\"><path fill=\"white\" fill-rule=\"evenodd\" d=\"M10 26V25H9ZM11 27V26H10ZM11 54L13 55V56H15L16 57V55H15V52L14 51H11ZM5 54L4 53H0V57H2V56H4ZM16 63H17V61H15ZM13 64V61H10L9 63H8V67H12L11 65ZM2 70H4L3 68H1L0 69V71H2ZM106 131V130H105ZM54 135V134H53ZM54 137V136H53ZM55 139H53V141L54 142H52L53 144H52V148H53V150L55 151V154H56V147H60L61 145H60V137L58 136V135H55V137H54ZM74 138H78V137H74ZM68 143L69 144H71L73 147H75V148H80V146H77L76 144H78V145H81L80 144V142H78V141H75V140H72V141H70V140H68ZM84 145H85V142H84ZM56 146V147H55ZM86 146V145H85ZM25 149V148H24ZM24 149H22V150H20V152H21V154H22V156H21V158H24V156H23V153H24ZM80 149H82V148H80ZM62 151H63V155H64V161L62 162V163H58V162H55V161H58V157H57V155H55L54 154V156L57 158H53L52 160H53V162L52 163H57V168L56 169H53L52 171H63L64 170V165H68V164H71V166L72 167H76L77 166V164H78V161H77V158L75 157V156H72L71 155V153H70V150L65 146V147H63L62 148ZM52 163H50V164H52ZM85 163V162H84ZM59 164V165H58ZM86 164V163H85ZM59 168V169H58ZM52 174V173H51ZM53 176V175H52ZM86 176H87V174H86ZM55 177V176H54ZM56 179V177L54 178V180ZM52 180H53V178H52ZM88 177H86V184H88ZM90 193H91V191L88 189V186H87V188L85 189V192L84 193H82L81 195L84 197V199H88V197L90 196ZM98 203V202H97ZM19 207V208H18ZM16 208H18L17 210L18 211H21V212H23V207L21 208L19 205L16 207ZM21 209V210H20ZM71 247L72 248H75V244H72L71 245ZM76 249V248H75ZM8 251H5V253H0V262H3L4 264H9V262H10V260L11 261H13V264H14V262H15V258H13L10 254H8L7 253ZM8 255H7V254ZM126 254V255H125ZM4 255H5V257H4ZM7 256H10V257H7ZM11 258V259H10ZM121 258L123 259L124 258V261L125 260H127V259H129V255H128V253L124 250V253L121 255ZM78 264H80L79 262H78Z\"/></svg>",
    "mask_w": 264,
    "mask_h": 264
},
{
    "label": "flooded vegetation",
    "instance_id": "af4514ba",
    "mask_svg": "<svg viewBox=\"0 0 264 264\" xmlns=\"http://www.w3.org/2000/svg\"><path fill=\"white\" fill-rule=\"evenodd\" d=\"M173 1H175V0H173ZM188 2H189V0H188ZM253 3L254 4H257V5H259V0H253ZM261 6H264V5H261ZM12 8V6L11 5H9V4H5L4 5V8H0V10L1 11H6V10H8V9H11ZM113 9H111V11H112ZM215 14L217 15V16H219V17H226L227 16V8H223V9H221V8H216L215 10ZM155 12H154V14H153V18L155 17ZM212 14V12L211 11H209V15H211ZM244 14H247V13H244ZM160 17L161 16H159V18L157 17L156 19V22L155 23H158L159 21H160ZM1 26V25H0ZM3 26H5V27H9V30H11V27L9 26V25H7V24H3ZM261 30H262V33H264V18H262L261 19ZM222 32H223V30L221 31V35L222 36H225V37H227V33H225V32H223V34H222ZM257 38H259V37H257ZM209 39H211V36L209 35ZM30 50V49H29ZM215 51H218V49H214ZM11 51H14L15 53L16 52H18L19 50L18 49H12ZM230 51V55L228 56V62L230 63L231 61H232V55H231V52H233V51H237L236 49H230L229 50ZM27 52V51H26ZM206 55V54H205ZM207 56V55H206ZM209 57L207 56V59H208ZM208 61H211V60H208ZM17 63H19V62H17ZM215 63V62H214ZM71 66L69 65V68H70ZM78 67H80V65L78 64ZM213 67V66H212ZM15 68H13V71H15L14 70ZM250 91V92H249ZM247 92H249V96L252 98V99H255L256 97V93L253 91V88H252V86L251 85H249L247 88H246V90H245V94L247 93ZM230 95H237V93H229ZM220 111H223V109H220ZM238 115H243L242 113H240V114H238ZM262 141H264V139H262Z\"/></svg>",
    "mask_w": 264,
    "mask_h": 264
},
{
    "label": "water",
    "instance_id": "95a60500",
    "mask_svg": "<svg viewBox=\"0 0 264 264\" xmlns=\"http://www.w3.org/2000/svg\"><path fill=\"white\" fill-rule=\"evenodd\" d=\"M138 15V14H137ZM141 17V16H140ZM153 39H159V37H155V38H153Z\"/></svg>",
    "mask_w": 264,
    "mask_h": 264
}]
</instances>
